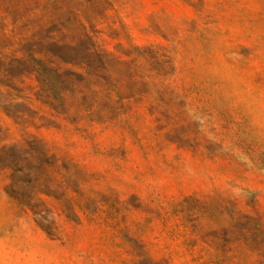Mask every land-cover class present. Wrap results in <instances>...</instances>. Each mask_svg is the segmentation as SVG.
<instances>
[{
  "label": "rangeland",
  "instance_id": "1",
  "mask_svg": "<svg viewBox=\"0 0 264 264\" xmlns=\"http://www.w3.org/2000/svg\"><path fill=\"white\" fill-rule=\"evenodd\" d=\"M0 264H264V0H0Z\"/></svg>",
  "mask_w": 264,
  "mask_h": 264
}]
</instances>
